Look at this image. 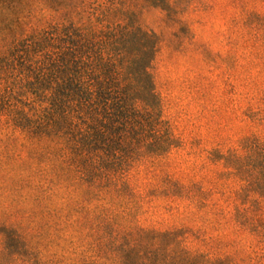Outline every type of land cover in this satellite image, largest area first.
<instances>
[{
  "label": "trees",
  "instance_id": "obj_1",
  "mask_svg": "<svg viewBox=\"0 0 264 264\" xmlns=\"http://www.w3.org/2000/svg\"><path fill=\"white\" fill-rule=\"evenodd\" d=\"M243 18L264 33V14ZM159 45L124 0H0V186L33 203L16 211L48 215L40 223L68 235L71 255L43 260L28 224H4L0 264H232L189 246L190 227L137 224L150 196L137 190L140 168L155 171L177 141L165 134L152 75ZM258 102L243 112L256 131L237 149L208 152L234 184L222 192L229 209L210 204L215 189L166 181L170 199L210 209L215 223L251 238L264 264V90Z\"/></svg>",
  "mask_w": 264,
  "mask_h": 264
},
{
  "label": "rangeland",
  "instance_id": "obj_2",
  "mask_svg": "<svg viewBox=\"0 0 264 264\" xmlns=\"http://www.w3.org/2000/svg\"><path fill=\"white\" fill-rule=\"evenodd\" d=\"M124 2L140 24L160 38L152 75L162 103L165 134L171 130L177 140L155 171L140 168L137 190L150 196L137 224L161 230L187 226L193 229L188 242L192 248L227 257L232 264H261L252 239L233 233L226 220L215 223L210 209L170 199L166 178L185 186L196 183L215 189L210 204L229 209L228 193L222 192L234 184L218 177L222 166L210 162L208 152L237 149L244 135L256 131L243 112L259 105L264 90V33L257 37L243 23V16L249 10L264 14V0H170V12L154 6L153 0ZM30 25L39 23L34 19ZM164 176L165 197L161 194ZM12 199L0 186V232H4V224L16 228L23 222L31 228L30 245L41 252L43 260L71 258L68 235L43 226L40 219H49L48 215L16 211L23 205L31 208L32 202ZM56 202L60 205L64 199Z\"/></svg>",
  "mask_w": 264,
  "mask_h": 264
}]
</instances>
